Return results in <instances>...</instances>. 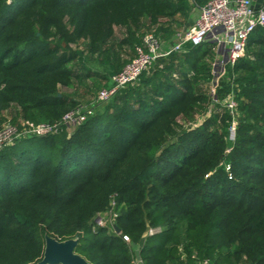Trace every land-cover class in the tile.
Segmentation results:
<instances>
[{"label": "trees", "instance_id": "1", "mask_svg": "<svg viewBox=\"0 0 264 264\" xmlns=\"http://www.w3.org/2000/svg\"><path fill=\"white\" fill-rule=\"evenodd\" d=\"M208 1L0 0V126L60 122L82 104L63 88L111 87L147 32H181ZM216 56L187 44L74 131L5 146L0 264H37L47 234L91 264H134L133 244L144 264H264V26L225 65L237 114L211 92ZM113 204L119 233L96 222Z\"/></svg>", "mask_w": 264, "mask_h": 264}, {"label": "built area", "instance_id": "2", "mask_svg": "<svg viewBox=\"0 0 264 264\" xmlns=\"http://www.w3.org/2000/svg\"><path fill=\"white\" fill-rule=\"evenodd\" d=\"M258 25L264 26V6H257L255 0H209L201 7L195 26L177 33L169 47H164L163 40L154 31L147 32L144 44L137 47L136 56L112 75L113 85L99 90L96 103L108 102L118 90L137 81L156 60L172 52L185 50L187 44L200 45L209 40L224 44L226 45L224 58L227 57L225 65L234 66L239 58L244 56L249 35ZM94 104L93 102L79 105L65 113L60 122H41L22 129L5 123L0 126V151L19 137L54 134L64 125L72 132L93 113ZM97 225L105 224L101 220L97 221ZM156 232L157 229L153 227L147 231L148 235ZM124 237L129 239L127 236ZM198 264L214 263L205 258Z\"/></svg>", "mask_w": 264, "mask_h": 264}, {"label": "rangeland", "instance_id": "3", "mask_svg": "<svg viewBox=\"0 0 264 264\" xmlns=\"http://www.w3.org/2000/svg\"><path fill=\"white\" fill-rule=\"evenodd\" d=\"M215 48L217 50V56H216L215 64L213 65L214 78L215 79H214L210 88H211L212 94L215 95V97H216L217 92H222V94L225 93V88H226L225 84L228 82L229 73L226 70V68L224 69L225 62L222 61L224 59V56H225L226 45H224V44L220 45V44H217L215 42ZM97 85L98 86H96V84L93 81H89L87 85L81 86L77 90H75L73 88H63L62 90L65 93L76 97L78 100L81 101L82 104H86V103H90V102L96 103L97 94H98L99 90L102 88L103 84L97 82ZM232 98H233L232 92H228V93H225V96L223 98H221V100H222L223 104L230 107V109L232 111H234L235 114H237L235 111L237 104H236V101ZM202 119H203V116L199 117L198 122H201ZM231 122H232V126H231L232 136L230 138V144L232 143V141L234 139L236 119L233 118L231 120ZM116 214H117V212L115 209V205L113 204L109 211L100 214L96 218V222L102 220V222H104V224H107L109 226V228H111L113 226V224L115 223ZM133 248L135 251L134 264H144L141 257H140V253H139L140 252V246L133 244Z\"/></svg>", "mask_w": 264, "mask_h": 264}, {"label": "water", "instance_id": "4", "mask_svg": "<svg viewBox=\"0 0 264 264\" xmlns=\"http://www.w3.org/2000/svg\"><path fill=\"white\" fill-rule=\"evenodd\" d=\"M227 62V57L223 59ZM116 232L120 228L113 224ZM78 237L58 240L50 235L45 236V249L43 258L37 264H91L83 255L76 251Z\"/></svg>", "mask_w": 264, "mask_h": 264}, {"label": "crops", "instance_id": "5", "mask_svg": "<svg viewBox=\"0 0 264 264\" xmlns=\"http://www.w3.org/2000/svg\"><path fill=\"white\" fill-rule=\"evenodd\" d=\"M260 1L261 0H255V3L258 4ZM200 9H201L200 6H197L194 8V10L191 12V18L189 20L188 25H185L182 28H180L181 32L189 30L190 28L195 26L196 19L198 18L199 14H200ZM175 37H176V33L175 34L172 33L171 35H169L167 37H160V38L163 40L164 47H169L174 42Z\"/></svg>", "mask_w": 264, "mask_h": 264}]
</instances>
